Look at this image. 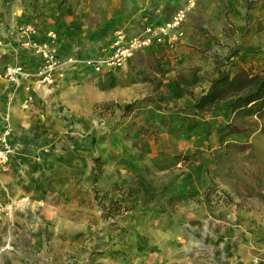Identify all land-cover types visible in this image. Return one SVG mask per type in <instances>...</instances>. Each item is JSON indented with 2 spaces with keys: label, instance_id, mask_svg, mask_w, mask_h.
Segmentation results:
<instances>
[{
  "label": "rangeland",
  "instance_id": "rangeland-1",
  "mask_svg": "<svg viewBox=\"0 0 264 264\" xmlns=\"http://www.w3.org/2000/svg\"><path fill=\"white\" fill-rule=\"evenodd\" d=\"M33 19L34 14L26 15V22ZM0 26L16 34L19 23L6 14ZM121 30L115 33L124 38L138 32ZM159 61L138 52L130 64L106 70L105 78L92 74L81 82L57 74L61 93L50 104H58L60 118L55 114L56 120L47 122L48 133L39 142L45 150L32 145L48 158L24 164L17 173L12 165L0 172V177L30 182L44 164V176L61 180L57 191L36 190L52 207L16 217L24 248L0 244V254L17 255L12 264H249L264 259V119H234L239 133L225 135L220 144L218 130L227 121L222 112L190 113L200 90L180 89ZM191 75L190 69L182 71L180 79L191 80ZM26 87L36 97L43 93L34 79ZM15 94L13 105L31 110L20 108ZM159 97L164 100L157 102ZM125 104L132 109L125 111ZM152 116H165L167 122L155 127ZM190 119L199 125L187 133ZM16 142L19 147L21 141ZM211 182L218 192L208 200L204 191ZM118 199L119 209L110 210V200ZM135 237L142 239L146 255L136 250Z\"/></svg>",
  "mask_w": 264,
  "mask_h": 264
},
{
  "label": "crops",
  "instance_id": "crops-1",
  "mask_svg": "<svg viewBox=\"0 0 264 264\" xmlns=\"http://www.w3.org/2000/svg\"><path fill=\"white\" fill-rule=\"evenodd\" d=\"M185 1L0 0V17L3 18L7 14L20 26L26 22V15L40 14L38 41H43L45 32L53 28L59 33V57L62 60L67 58L77 60L73 65L64 68L66 72L59 70L57 74L82 82L92 74L99 75L106 71L97 73L83 60L95 56L102 45L114 38L116 30L122 29L126 34L132 35L139 31L141 23L145 20L161 23ZM7 7L10 9L5 11ZM183 29L184 36L174 49L160 47L155 51L139 50L134 55L141 52L157 57L161 67L166 65V69L174 75L173 82L180 89L183 91L199 89V95L208 89L218 70L229 71L231 74L240 69L253 73L264 72L260 71L264 70V0H255L253 3L248 0H197L195 8L186 16ZM0 35L2 36L0 71L8 63H18L28 72H33L39 63L38 55L21 47L18 35L13 34L11 30L4 31L0 26ZM134 55L127 60L129 64ZM5 58L4 63H1ZM188 69L192 71L191 80H181L180 73ZM57 74L48 93L43 92L44 96L37 97L32 93L31 110L18 109L11 100L16 93L21 108V103L27 95L25 85L37 78L27 76L18 85L0 79V125L3 118L8 117L12 124V137L15 141L18 139L21 141L12 158V166L16 173L24 164H34L35 159L47 157L32 148L33 146L37 149L47 148V145L39 146L41 138L48 133L47 122L53 118L56 120L55 114L60 118L58 104L55 103V106L50 104L52 99L58 101L61 93L60 86L55 84ZM109 75L110 73H104L101 77ZM96 81H99L98 78ZM63 85L66 87L65 83ZM76 93L80 95L78 90ZM35 153L37 155H33ZM39 167L42 171L40 170L35 181L23 183L17 182L15 176L0 177V202H4L3 212L0 214V244L8 241L12 242L16 249L24 248L25 241H18L17 233L20 230L16 217L20 214L29 216L40 213L47 211L49 206L52 207L46 203V199L36 196L38 194L36 190L38 188L39 192L57 191L61 180H50L49 173L45 176L43 174L44 164ZM66 179H62L63 183ZM22 229L26 231V227ZM27 232H34L33 228H28ZM134 239L138 244L136 250L146 255L145 249L140 248L143 246L142 239L139 237ZM15 255L9 252L1 253L0 264H12L14 257L17 256Z\"/></svg>",
  "mask_w": 264,
  "mask_h": 264
},
{
  "label": "built area",
  "instance_id": "built-area-1",
  "mask_svg": "<svg viewBox=\"0 0 264 264\" xmlns=\"http://www.w3.org/2000/svg\"><path fill=\"white\" fill-rule=\"evenodd\" d=\"M254 1V0H249ZM197 0H186L172 14L161 23L143 21L139 31L130 38H124L120 32H116L113 39L102 45L95 56L89 57L83 62L93 68L97 73L116 69L123 66L135 52L139 50L155 51L160 47L174 49L184 36L183 24L186 16L196 6ZM41 16L34 14V19L24 22L17 27L19 44L24 49L39 57V63L33 72H28L22 64L8 63L0 71V79L11 84L18 85L20 81L29 76H35L37 86L44 93L51 90L55 76L64 66H70L77 62L72 58L62 60L58 55L59 33L51 28L44 34L45 39L38 41ZM0 45L2 42L0 41ZM27 95L22 101V108H27L33 102V95L26 87ZM18 144L12 137V129L8 117L3 118L0 125V172L12 164L13 155L17 152ZM0 203V210L2 209ZM5 248H9L6 244ZM250 264H264V259L254 258Z\"/></svg>",
  "mask_w": 264,
  "mask_h": 264
},
{
  "label": "trees",
  "instance_id": "trees-1",
  "mask_svg": "<svg viewBox=\"0 0 264 264\" xmlns=\"http://www.w3.org/2000/svg\"><path fill=\"white\" fill-rule=\"evenodd\" d=\"M163 100L164 97H159L157 102ZM123 109L131 110L132 104H125ZM218 110L227 119L218 130L220 144L224 143L225 135L239 133L238 124L233 121L234 119L252 117L264 119V72L253 73L240 69L231 74L229 71L218 70L208 89L193 100L188 111L194 116L202 117L206 114L214 116ZM166 118L165 116L160 118L152 116L150 120L156 121L155 127H158L167 122ZM198 125L196 120L190 119L185 126V132H192ZM262 128L264 132V124ZM216 192L218 191L215 189L214 183L211 182L206 187L204 195L210 200L211 196H216L213 195ZM221 193L223 194V192ZM110 201V210L117 211L120 207L118 204L120 200Z\"/></svg>",
  "mask_w": 264,
  "mask_h": 264
}]
</instances>
